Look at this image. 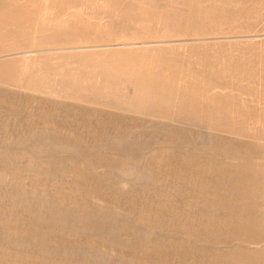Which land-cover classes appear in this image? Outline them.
<instances>
[{"label": "crops", "instance_id": "1", "mask_svg": "<svg viewBox=\"0 0 264 264\" xmlns=\"http://www.w3.org/2000/svg\"><path fill=\"white\" fill-rule=\"evenodd\" d=\"M232 1L234 22L264 23V0ZM204 2L0 0V74L9 63L18 71L0 84L103 104L105 113L131 122L123 134L140 136V119H174L184 122L169 126L185 125L190 133L218 140L233 135L238 141L172 143V151L190 152L181 154L190 162L184 182L195 183L187 197L200 199L205 231L218 234L208 241L218 247L220 232L231 229L239 242L231 264H264V27L233 30L231 44L223 41L204 57L202 47L140 45L205 38L193 29L183 34L178 25L202 22L201 15L194 19L192 11L176 10ZM93 86L103 89V97H92ZM124 150L140 166V137ZM174 153L162 152L158 159L171 163ZM168 172L176 175V169ZM209 257L210 263L230 262L218 252Z\"/></svg>", "mask_w": 264, "mask_h": 264}, {"label": "rangeland", "instance_id": "2", "mask_svg": "<svg viewBox=\"0 0 264 264\" xmlns=\"http://www.w3.org/2000/svg\"><path fill=\"white\" fill-rule=\"evenodd\" d=\"M232 2L176 8L178 14L192 11L194 19L202 16V22L178 25L183 34L193 29L205 38L140 45L202 47L204 57L223 41L231 44L233 30L263 29L264 23L234 22ZM1 66L0 83L18 75L14 63ZM102 90L93 86L92 97H103ZM103 106L0 84V264H231L239 244L234 231H221L218 247L208 241L218 234L205 231L200 199L187 197L195 183L184 182L190 162L181 154L190 152L177 147L174 153L171 144L238 139L169 126L184 122L174 119H140V136L123 134L131 122ZM138 137L140 166L123 156ZM162 152L177 158L160 161ZM174 169L176 175L164 174ZM215 252L230 262L210 263Z\"/></svg>", "mask_w": 264, "mask_h": 264}]
</instances>
